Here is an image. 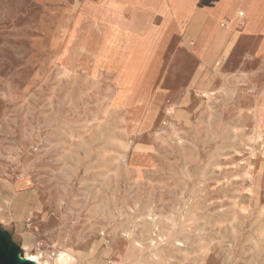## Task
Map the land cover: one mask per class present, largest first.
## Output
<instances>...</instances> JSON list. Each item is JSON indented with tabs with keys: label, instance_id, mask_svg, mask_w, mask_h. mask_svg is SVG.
Listing matches in <instances>:
<instances>
[{
	"label": "rangeland",
	"instance_id": "374dc122",
	"mask_svg": "<svg viewBox=\"0 0 264 264\" xmlns=\"http://www.w3.org/2000/svg\"><path fill=\"white\" fill-rule=\"evenodd\" d=\"M85 1L101 0H0V235L49 264H264V142L247 113L264 96V74L255 85L232 81L259 64H243L248 50L231 54L230 41L221 50L220 31L201 51L194 40L208 19L194 27L191 0L188 33L173 11L184 0L113 1L134 28L131 51L153 41V83L145 102L108 110L110 80L60 65L63 48L83 49ZM167 16L180 29L156 33ZM149 209L177 211L180 245L155 246L153 233L154 245L137 250L124 230L139 239L138 215ZM62 251L73 260L56 261Z\"/></svg>",
	"mask_w": 264,
	"mask_h": 264
},
{
	"label": "bare ground",
	"instance_id": "6f19581e",
	"mask_svg": "<svg viewBox=\"0 0 264 264\" xmlns=\"http://www.w3.org/2000/svg\"><path fill=\"white\" fill-rule=\"evenodd\" d=\"M113 1L119 0H104V2L97 4L87 1L84 4L82 3L80 14L85 15L89 19L88 24L84 27L86 30V41L84 40L83 49L81 48L82 50L80 49L81 51L79 50L77 52L78 54L71 55L74 51L63 48V52L67 53V56L65 59L60 57V65L67 74H81L90 80H98L103 76L105 79L110 80V83L112 82L115 87L116 95L109 104L108 110L117 111L118 107H125V110H129L134 105L143 101L145 102L147 93L151 92L153 80L149 79L148 76L150 75L149 77H152V69L150 68L152 61L149 58L152 53L149 52L153 49L151 47L153 41L151 42L150 40L149 44L146 42V48L142 50H138L137 52L131 51L132 47H134L133 45L137 43V39L135 40L136 37L134 36V28L122 24L121 21L124 16L117 12ZM188 1L184 0V5L180 6L177 11L176 9L174 10L179 23H182L181 30L183 31L187 27L182 20L187 16L186 8ZM175 2L176 0H173L171 4L175 5ZM200 18V16L195 15V28ZM166 19V21L161 23L160 27H166L171 17L167 16ZM223 24L226 26L228 22H221V25ZM157 26L155 27L156 33L160 30V27ZM218 26V22L214 17L208 18L206 30L198 39L194 40L201 51L207 50L210 44V38L214 32L218 31ZM59 45V39L54 40L53 47L57 49ZM223 87L224 85H217V89H228V87ZM254 90L255 86L252 88V91ZM204 94L208 99L213 95L211 91L204 92ZM254 100V106L248 108L247 113L248 115L251 114L250 116L254 118V135L256 140L264 142V96L254 97ZM173 110L174 107L172 105L166 108L168 114H171ZM145 124L147 125V123ZM233 134L236 137L238 136L237 132ZM179 142H182L181 139H179ZM252 173L251 170L245 172L246 181H253ZM246 190L253 192V188H247ZM138 217L141 218V221L136 226L142 229L139 239L135 237L137 232L135 228L128 227L124 230L126 236L134 242V246L136 244L142 246L141 248L137 247V250L143 249L146 241L151 242L150 244L153 243L155 239L153 233L160 240L155 246L165 240L170 241L171 239H174L179 245L182 243V240L178 239V236L184 231L185 227L179 223L177 211L169 216H165L155 213L153 209H149L140 213ZM146 231L149 232L147 235L144 234ZM25 256L34 260L37 264H49V256H45L46 260L42 262L40 261V254H27ZM43 256L41 255V257ZM55 259L56 261L65 262L73 260L70 254L63 251L59 252Z\"/></svg>",
	"mask_w": 264,
	"mask_h": 264
},
{
	"label": "crops",
	"instance_id": "0c3cea01",
	"mask_svg": "<svg viewBox=\"0 0 264 264\" xmlns=\"http://www.w3.org/2000/svg\"><path fill=\"white\" fill-rule=\"evenodd\" d=\"M100 2H104V0ZM166 2L170 3V0H166ZM191 3L194 6L193 15L205 17V19L214 17L219 25L218 31L223 35L228 34L227 38L222 40L221 50L226 42L230 41L231 44L227 47L230 53L236 50H248L243 64L256 62L259 64L258 71L255 70L251 73L241 70V68L238 69L232 81L236 82L240 78L253 84L256 83L255 80L260 71L264 74V0H191ZM159 15L164 16L161 13ZM224 21L228 22L226 26L221 25V22ZM172 22H175L180 29L174 17L171 18L168 25ZM163 29L165 27H160L161 33L164 31ZM184 31L188 33L189 29ZM203 63L206 64L204 59ZM236 77L238 78L236 79Z\"/></svg>",
	"mask_w": 264,
	"mask_h": 264
},
{
	"label": "water",
	"instance_id": "95a60500",
	"mask_svg": "<svg viewBox=\"0 0 264 264\" xmlns=\"http://www.w3.org/2000/svg\"><path fill=\"white\" fill-rule=\"evenodd\" d=\"M9 240V237L0 235V264H37L24 256L19 248L11 246Z\"/></svg>",
	"mask_w": 264,
	"mask_h": 264
},
{
	"label": "trees",
	"instance_id": "16d2710c",
	"mask_svg": "<svg viewBox=\"0 0 264 264\" xmlns=\"http://www.w3.org/2000/svg\"><path fill=\"white\" fill-rule=\"evenodd\" d=\"M12 242H13V241L10 239V240H9V243L11 244Z\"/></svg>",
	"mask_w": 264,
	"mask_h": 264
},
{
	"label": "flooded vegetation",
	"instance_id": "af4514ba",
	"mask_svg": "<svg viewBox=\"0 0 264 264\" xmlns=\"http://www.w3.org/2000/svg\"><path fill=\"white\" fill-rule=\"evenodd\" d=\"M1 236H3L4 238L6 237L5 235H1Z\"/></svg>",
	"mask_w": 264,
	"mask_h": 264
},
{
	"label": "built area",
	"instance_id": "2783aa9c",
	"mask_svg": "<svg viewBox=\"0 0 264 264\" xmlns=\"http://www.w3.org/2000/svg\"><path fill=\"white\" fill-rule=\"evenodd\" d=\"M223 26H224V24H223Z\"/></svg>",
	"mask_w": 264,
	"mask_h": 264
}]
</instances>
